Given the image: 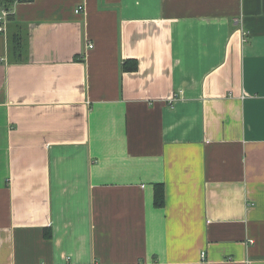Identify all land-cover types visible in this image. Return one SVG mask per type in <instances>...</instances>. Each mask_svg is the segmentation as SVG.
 I'll use <instances>...</instances> for the list:
<instances>
[{"label": "crops", "instance_id": "obj_1", "mask_svg": "<svg viewBox=\"0 0 264 264\" xmlns=\"http://www.w3.org/2000/svg\"><path fill=\"white\" fill-rule=\"evenodd\" d=\"M11 14L0 264H264V0H20Z\"/></svg>", "mask_w": 264, "mask_h": 264}, {"label": "trees", "instance_id": "obj_2", "mask_svg": "<svg viewBox=\"0 0 264 264\" xmlns=\"http://www.w3.org/2000/svg\"><path fill=\"white\" fill-rule=\"evenodd\" d=\"M17 1L19 0H0V13L2 9L10 11V14L8 15L10 21L13 20L11 9ZM21 30H19V33L15 36L10 37V52L13 56L18 57L19 59L21 58L20 61L23 59V52L25 50L24 33ZM136 67L135 63L134 66H126V70H136ZM155 205L157 207H164L165 205V188L162 184L156 185L155 187Z\"/></svg>", "mask_w": 264, "mask_h": 264}, {"label": "built area", "instance_id": "obj_3", "mask_svg": "<svg viewBox=\"0 0 264 264\" xmlns=\"http://www.w3.org/2000/svg\"><path fill=\"white\" fill-rule=\"evenodd\" d=\"M20 1V0H19ZM82 10H84L83 6H80L77 10L76 13H80ZM10 14V11L7 9H2L0 13V33H5L6 31V24L8 22V15ZM245 35V34H244ZM179 95H174L170 100L171 103L177 101Z\"/></svg>", "mask_w": 264, "mask_h": 264}, {"label": "water", "instance_id": "obj_4", "mask_svg": "<svg viewBox=\"0 0 264 264\" xmlns=\"http://www.w3.org/2000/svg\"><path fill=\"white\" fill-rule=\"evenodd\" d=\"M26 1L32 2L33 0H23V2H26Z\"/></svg>", "mask_w": 264, "mask_h": 264}]
</instances>
